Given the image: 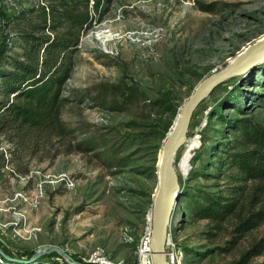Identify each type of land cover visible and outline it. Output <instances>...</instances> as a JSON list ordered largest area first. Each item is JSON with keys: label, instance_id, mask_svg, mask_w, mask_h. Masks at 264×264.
<instances>
[{"label": "rangeland", "instance_id": "1", "mask_svg": "<svg viewBox=\"0 0 264 264\" xmlns=\"http://www.w3.org/2000/svg\"><path fill=\"white\" fill-rule=\"evenodd\" d=\"M43 1L0 0V45L22 51L24 20L15 15ZM263 34L264 0H111L79 35L60 120L29 125L0 113V221L29 230L6 251L25 257L43 244H100L134 264L152 221L162 144L182 102ZM115 84H133L135 95ZM253 125L264 127V59L218 83L193 109L172 160L168 264H264V220L237 230L241 216L264 206V177H248L237 163V153L254 146ZM88 136L93 146L84 150ZM217 196L234 199L235 211L221 221L196 215Z\"/></svg>", "mask_w": 264, "mask_h": 264}, {"label": "trees", "instance_id": "2", "mask_svg": "<svg viewBox=\"0 0 264 264\" xmlns=\"http://www.w3.org/2000/svg\"><path fill=\"white\" fill-rule=\"evenodd\" d=\"M110 3L111 0H45L15 15V18L24 20V26L18 30L16 38L24 43V47L21 52L13 54L7 40L0 45V93L6 95V98H0L1 115L7 113L9 117L29 125H46L60 120L61 105L66 99L62 86L69 77L79 35L103 17ZM30 11H37L36 15L26 16ZM115 87L123 96L135 95L136 87L133 84H115ZM9 93H13V97L9 98ZM175 111L176 108L172 107L167 125ZM240 120L247 121V118ZM250 135L254 146L238 152L237 163L248 177L262 178L264 127L251 126ZM90 139V136L83 138L80 147L86 150L93 146ZM235 206L234 199L209 197L198 207L196 215L221 221L235 211ZM261 220H264V206L241 216L237 230L250 229ZM256 249L254 253H258L261 247ZM42 258L43 255L23 263L5 259L0 264H46Z\"/></svg>", "mask_w": 264, "mask_h": 264}, {"label": "water", "instance_id": "3", "mask_svg": "<svg viewBox=\"0 0 264 264\" xmlns=\"http://www.w3.org/2000/svg\"><path fill=\"white\" fill-rule=\"evenodd\" d=\"M263 59L264 34L260 38H256L251 43H248L224 66L199 80L194 86L193 91L182 102L176 123L162 144V155L158 168L157 193L153 203V215L150 223L153 264H168L165 247L167 223L177 198V184L172 160L176 148L183 141L193 109L201 98L208 94L218 83L230 76L242 73ZM50 250L69 256L65 250L55 244H43L32 254L25 257L13 256L1 249L0 252L8 260L23 263L36 260ZM75 262L76 264H83L77 260Z\"/></svg>", "mask_w": 264, "mask_h": 264}, {"label": "built area", "instance_id": "4", "mask_svg": "<svg viewBox=\"0 0 264 264\" xmlns=\"http://www.w3.org/2000/svg\"><path fill=\"white\" fill-rule=\"evenodd\" d=\"M27 232L29 230H24L21 232V228H9L5 223L0 221V249L4 252L11 254L4 245L9 246L12 241H15L19 236L29 235ZM63 249V248H62ZM67 255L58 252L56 256L43 257V261L46 264H76V260L83 264H128L120 258L115 257L111 254L105 247L97 244L89 249H73L64 248ZM135 258L134 264H153V253H152V241L151 233L147 231L145 235L140 237L136 242L135 248ZM169 251L166 249L167 259ZM27 256V255H25ZM6 258L0 252V262H3ZM168 261V260H167Z\"/></svg>", "mask_w": 264, "mask_h": 264}, {"label": "bare ground", "instance_id": "5", "mask_svg": "<svg viewBox=\"0 0 264 264\" xmlns=\"http://www.w3.org/2000/svg\"><path fill=\"white\" fill-rule=\"evenodd\" d=\"M243 72H244V71H243ZM177 118H178V117H177ZM176 120H177V119H176ZM175 123H176V121H175ZM184 140H185V136H184V138H183V142H184ZM161 155H162V153H161ZM160 159H161V157H160ZM182 168H183L184 171L187 170L185 164L182 165ZM149 222L151 223V219H150V217H149ZM148 232L151 233V225H150V228H149Z\"/></svg>", "mask_w": 264, "mask_h": 264}]
</instances>
